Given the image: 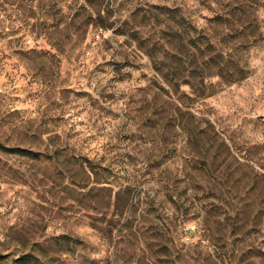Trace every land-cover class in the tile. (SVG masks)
Here are the masks:
<instances>
[{"label": "rangeland", "instance_id": "374dc122", "mask_svg": "<svg viewBox=\"0 0 264 264\" xmlns=\"http://www.w3.org/2000/svg\"><path fill=\"white\" fill-rule=\"evenodd\" d=\"M0 264H264V0H0Z\"/></svg>", "mask_w": 264, "mask_h": 264}, {"label": "trees", "instance_id": "16d2710c", "mask_svg": "<svg viewBox=\"0 0 264 264\" xmlns=\"http://www.w3.org/2000/svg\"><path fill=\"white\" fill-rule=\"evenodd\" d=\"M205 50H211L207 56H205V50L203 60V69L209 71V73H202L203 78L210 76H218L228 83L237 82L248 77L249 72L243 68L238 61L228 56L222 51H216L213 44L207 42ZM207 57V58H206ZM19 153H27L25 150H16Z\"/></svg>", "mask_w": 264, "mask_h": 264}]
</instances>
